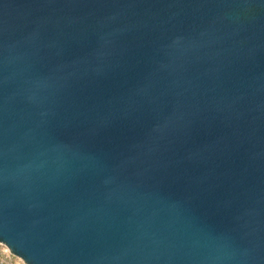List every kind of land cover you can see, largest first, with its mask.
Returning a JSON list of instances; mask_svg holds the SVG:
<instances>
[{
  "label": "water",
  "instance_id": "95a60500",
  "mask_svg": "<svg viewBox=\"0 0 264 264\" xmlns=\"http://www.w3.org/2000/svg\"><path fill=\"white\" fill-rule=\"evenodd\" d=\"M0 243L264 264V0H0Z\"/></svg>",
  "mask_w": 264,
  "mask_h": 264
},
{
  "label": "rangeland",
  "instance_id": "374dc122",
  "mask_svg": "<svg viewBox=\"0 0 264 264\" xmlns=\"http://www.w3.org/2000/svg\"><path fill=\"white\" fill-rule=\"evenodd\" d=\"M0 256H3L10 264H26L21 258L13 255L9 248L2 243H0Z\"/></svg>",
  "mask_w": 264,
  "mask_h": 264
},
{
  "label": "clouds",
  "instance_id": "9594fccd",
  "mask_svg": "<svg viewBox=\"0 0 264 264\" xmlns=\"http://www.w3.org/2000/svg\"><path fill=\"white\" fill-rule=\"evenodd\" d=\"M0 264H10V262L6 261L3 256H0Z\"/></svg>",
  "mask_w": 264,
  "mask_h": 264
}]
</instances>
